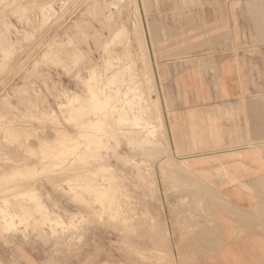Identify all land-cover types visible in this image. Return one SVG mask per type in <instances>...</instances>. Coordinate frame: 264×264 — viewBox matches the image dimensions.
<instances>
[{
    "label": "rangeland",
    "instance_id": "374dc122",
    "mask_svg": "<svg viewBox=\"0 0 264 264\" xmlns=\"http://www.w3.org/2000/svg\"><path fill=\"white\" fill-rule=\"evenodd\" d=\"M239 6L0 0V264H186L215 224L188 157L216 131L176 128L171 100L264 31V0Z\"/></svg>",
    "mask_w": 264,
    "mask_h": 264
},
{
    "label": "crops",
    "instance_id": "0c3cea01",
    "mask_svg": "<svg viewBox=\"0 0 264 264\" xmlns=\"http://www.w3.org/2000/svg\"><path fill=\"white\" fill-rule=\"evenodd\" d=\"M238 3L248 8L254 0ZM239 21L253 28L250 17ZM247 39L237 54L202 56L178 71L182 98L171 100L172 123L215 129L217 143L204 141L188 157L215 224L200 231L186 264H264V31Z\"/></svg>",
    "mask_w": 264,
    "mask_h": 264
},
{
    "label": "bare ground",
    "instance_id": "6f19581e",
    "mask_svg": "<svg viewBox=\"0 0 264 264\" xmlns=\"http://www.w3.org/2000/svg\"><path fill=\"white\" fill-rule=\"evenodd\" d=\"M234 153V152H233ZM236 153V152H235ZM237 154V153H236Z\"/></svg>",
    "mask_w": 264,
    "mask_h": 264
}]
</instances>
